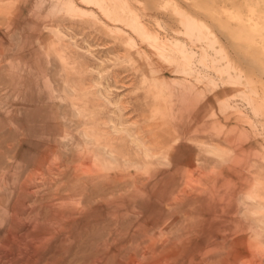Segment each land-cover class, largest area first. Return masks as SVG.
<instances>
[{
  "label": "rangeland",
  "instance_id": "rangeland-1",
  "mask_svg": "<svg viewBox=\"0 0 264 264\" xmlns=\"http://www.w3.org/2000/svg\"><path fill=\"white\" fill-rule=\"evenodd\" d=\"M0 1V264H264V0Z\"/></svg>",
  "mask_w": 264,
  "mask_h": 264
},
{
  "label": "bare ground",
  "instance_id": "bare-ground-1",
  "mask_svg": "<svg viewBox=\"0 0 264 264\" xmlns=\"http://www.w3.org/2000/svg\"><path fill=\"white\" fill-rule=\"evenodd\" d=\"M1 2V1H0ZM9 2H10V0H9ZM9 2H7L5 5H4V7H6V8H8V6H10V3ZM0 4H2V3H0ZM87 4V3H86ZM5 8V9H6ZM5 12V11H4ZM188 28V27H187ZM188 50V49H187ZM2 51V50H1ZM190 51V50H189ZM1 53V52H0ZM87 88V87H86ZM75 89V88H74ZM91 90V89H90ZM77 92V91H76ZM74 93V92H73ZM73 96H74V94H73ZM98 98V97H97ZM89 99V98H88ZM79 100V99H78ZM98 100V99H97ZM84 102H86V101H84ZM96 102V101H95ZM98 102V101H97ZM96 102V103H97ZM82 103V102H81ZM88 103V102H87ZM227 103V102H226ZM83 104V103H82ZM105 104V103H104ZM79 106V105H78ZM77 106V107H78ZM88 106V105H87ZM228 106V105H227ZM82 108H84V107H82ZM89 108V107H88ZM83 110H85V108L83 109ZM97 110V109H96ZM76 111V110H75ZM80 111H81V109H80ZM98 113V112H97ZM199 113V112H198ZM97 115H99V114H97ZM95 116V115H94ZM88 117V116H87ZM101 117V116H100ZM93 118V117H92ZM104 118V117H103ZM94 119V118H93ZM190 122V121H189ZM100 124V123H99ZM118 132V130H116L115 129V133H117ZM110 133V132H109ZM89 136V135H88ZM109 138V137H108ZM152 138V137H151ZM108 140V139H107ZM111 140H112V138H111ZM195 142V141H194ZM112 143V142H111ZM127 143V142H126ZM199 144H202V143H200V142H198ZM104 144V143H103ZM108 144V143H107ZM117 144V143H116ZM197 144V143H196ZM107 146V145H106ZM204 146V145H203ZM89 147V146H88ZM115 147V146H114ZM113 147V148H114ZM118 147V146H117ZM205 147V146H204ZM111 148V147H110ZM116 148V147H115ZM206 148V147H205ZM106 150V149H105ZM128 150V149H127ZM156 150V149H155ZM223 150V149H222ZM147 149H144L143 150V152H144V155L145 156H149V154L147 153ZM163 151H164V149H163ZM206 151H208V152H212L213 154L216 152V151H219V149L218 148H216L215 146H210L209 148H206ZM101 152V151H100ZM205 152V151H204ZM225 152V151H224ZM128 153H129V150H128ZM164 153H166V152H164ZM95 154V153H94ZM167 154V153H166ZM172 154V153H171ZM218 154V153H217ZM237 154H239V153H237ZM97 155V154H96ZM154 155V154H153ZM164 155V154H163ZM177 155V154H176ZM215 155V154H214ZM227 155V154H226ZM115 156V155H114ZM114 156H113V154L112 153H106V152H103V153H101V154H98L95 158H96V160L97 161H99L100 163H104L105 165H107V166H110V167H113L114 165H115V161H114ZM172 156V155H171ZM208 156V155H207ZM168 157V156H167ZM167 157H165V158H167ZM118 158H119V156H118ZM121 158V157H120ZM164 158V159H165ZM173 158V157H172ZM171 157L169 158V159H172ZM91 160H93L92 158H91ZM143 160V159H142ZM156 161V160H155ZM96 162V161H95ZM147 162V161H146ZM160 162V161H159ZM167 162V161H166ZM178 162H179V160H178ZM235 162V161H234ZM238 162V161H237ZM163 163H165L164 161H163ZM193 163V162H192ZM197 163V162H196ZM167 164V163H166ZM176 164H178V163H176ZM176 164H175V166H176ZM101 165V164H100ZM125 165V164H124ZM158 165H161V164H158ZM88 166V165H87ZM96 165L94 164V167H95ZM174 166V167H175ZM86 167V166H85ZM194 167V166H193ZM98 168V167H97ZM119 168V167H118ZM197 168V167H196ZM87 169V168H86ZM90 169V168H89ZM110 170H111V168H110ZM196 170V169H195ZM190 171V170H189ZM193 172V171H192ZM99 178V177H98ZM189 179V178H188ZM202 180V179H201ZM190 181V180H189ZM189 181H187L188 183H189ZM197 182H199V181H197ZM195 185H193L192 184V182L189 184V187H191V188H193ZM196 187H197V185H196ZM196 187H195V189H196ZM246 187V186H245ZM250 186H248V188H249ZM253 188V187H252ZM194 189V190H195ZM243 189V188H242ZM200 191V190H199ZM198 191V192H199ZM183 192V191H182ZM201 192V191H200ZM203 193V192H202ZM231 193V192H230ZM229 193V194H230ZM192 194V193H191ZM197 194V193H196ZM179 195V194H178ZM158 197V196H157ZM160 197V196H159ZM195 197H196V195H195ZM194 197V198H195ZM205 197V196H204ZM239 197V196H238ZM241 198V197H240ZM240 198H239V200H240ZM173 197H168V201L166 200L165 201V204L164 205H166V206H169V205H171L172 204V201H173ZM188 199H190L191 200V198H188ZM162 200V199H161ZM177 200V199H176ZM187 200V199H186ZM178 202H179V200H177ZM181 201V200H180ZM174 202H175V200H174ZM253 202V201H252ZM159 203V202H158ZM201 204H202V202H200ZM247 203V202H246ZM245 202H243V204H246ZM236 204V203H235ZM240 204V203H239ZM257 204L259 205V204H262V201L261 200H257ZM163 205V206H164ZM206 205L207 204H202V205H200L201 206V208L203 209H199L198 208V210H199V212H200V210H202V211H204V208L203 207H206ZM218 205V203H211V207H208V205H207V210L210 212V211H212L213 213H216V212H218L217 211V208H216V206ZM186 206V205H185ZM219 206V205H218ZM159 207V206H158ZM154 208V207H153ZM165 208V207H164ZM212 208V209H211ZM163 210V209H162ZM165 210V209H164ZM172 210V209H171ZM239 210V209H238ZM257 211V208H255V207H250V206H247L246 207V213L244 214L245 216H247L248 214H250V213H254V212H256ZM166 212H169L168 210L166 211ZM163 213V212H162ZM171 213V212H170ZM205 213V212H204ZM212 216V215H211ZM218 216V215H217ZM238 216V215H237ZM213 217L214 218H211V219H215V215H213ZM226 217H228V216H226ZM233 217V216H232ZM165 218V217H164ZM163 218V219H164ZM229 218V217H228ZM255 218V217H254ZM234 219V218H233ZM232 219V220H233ZM218 220V219H217ZM227 220V219H226ZM259 219H257V221H258ZM221 221H224L223 220V218H222V220ZM227 222H229V221H227ZM251 222V221H250ZM253 222V221H252ZM169 223V222H168ZM229 223H231V222H229ZM171 224V223H170ZM163 225V224H162ZM167 225V224H166ZM248 225V224H247ZM149 226V225H148ZM170 226V225H169ZM250 226V225H249ZM250 227H252V226H250ZM257 227V226H256ZM152 228V227H151ZM157 228V227H156ZM155 228V229H156ZM168 228V227H167ZM258 228V227H257ZM250 229V228H249ZM153 230V229H152ZM159 231V230H158ZM160 231H162V230H160ZM253 231H254V229H253ZM163 232V231H162ZM161 232V233H162ZM160 233V234H161ZM159 234V235H160ZM213 234V233H212ZM214 235V234H213ZM212 235V236H213ZM261 235V234H260ZM259 235V236H260ZM161 236V235H160ZM239 236V235H238ZM166 237H169V236H166ZM218 238V237H217ZM230 238H232V237H230ZM162 239V238H161ZM158 240V239H157ZM160 240V239H159ZM167 240V239H166ZM215 240H217V239H215ZM219 240V239H218ZM156 241V240H155ZM168 241V240H167ZM217 242H219V241H217ZM162 243H164L165 244V242H162ZM149 244H151V243H149ZM155 244V243H154ZM161 244V243H160ZM172 244V243H171ZM159 245V244H158ZM220 245V244H219ZM235 244H232V246H234ZM166 246V245H165ZM169 246V245H168ZM183 248V247H182ZM223 248V247H222ZM165 249V248H164ZM160 250V249H159ZM250 250V249H249ZM176 250L174 249V246H170V247H168V249L166 250V252L161 256V257H159V258H157V259H155L154 258V262H153V264H170V262H172L173 260H176L177 259V255H176V252H175ZM253 251V250H252ZM178 252V251H177ZM219 253V252H218ZM244 253V252H243ZM247 254V253H246ZM255 254V253H254ZM253 254V255H254ZM216 255V254H215ZM154 256V255H153ZM157 256V255H156ZM207 256H208V254H207ZM206 256V257H207ZM228 256V255H227ZM249 256V255H248ZM225 257V256H224ZM249 257H251V255L249 256ZM249 257H247V258H249ZM151 258V257H150ZM149 258V259H150ZM205 258V257H204ZM246 258V257H245ZM240 259V258H239ZM148 260V259H147ZM234 260H237V258H235ZM153 261V260H152ZM222 261V260H221ZM228 261V260H227ZM227 261H225V262H227ZM251 261H252V259H251ZM121 262V261H120ZM138 262V261H137ZM143 262V261H142ZM200 262V261H199ZM219 262H220V259H219ZM223 262V261H222ZM221 262V263H222ZM198 263V262H197ZM247 263V262H246ZM191 264V263H190Z\"/></svg>",
  "mask_w": 264,
  "mask_h": 264
}]
</instances>
